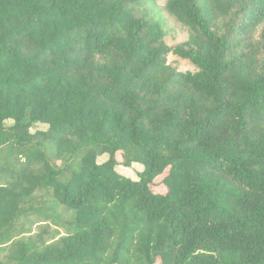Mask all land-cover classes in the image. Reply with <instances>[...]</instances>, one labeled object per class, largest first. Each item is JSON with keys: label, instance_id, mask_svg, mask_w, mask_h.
<instances>
[{"label": "trees", "instance_id": "1", "mask_svg": "<svg viewBox=\"0 0 264 264\" xmlns=\"http://www.w3.org/2000/svg\"><path fill=\"white\" fill-rule=\"evenodd\" d=\"M159 1L0 0V264H264V0Z\"/></svg>", "mask_w": 264, "mask_h": 264}, {"label": "rangeland", "instance_id": "2", "mask_svg": "<svg viewBox=\"0 0 264 264\" xmlns=\"http://www.w3.org/2000/svg\"><path fill=\"white\" fill-rule=\"evenodd\" d=\"M164 6V0H160L156 4V8L153 11L154 14H159L163 20L164 24L166 25V30L168 32V35L166 37V43L169 47H176L177 45H180L182 43H185L188 41V33L184 29H182L175 19L168 16V14L163 9ZM168 64H170L172 67L176 68L179 72H186V71H194L195 67L192 66L189 62L181 60L177 58L176 56H169L168 58ZM37 129H46V126L39 125L36 127ZM108 157L105 158H99L98 162L103 163L107 161ZM120 159V158H119ZM144 170L143 166L139 164H133L131 168H127L124 166H118L117 171L124 175L127 178H130L132 180L138 179V174ZM163 177L159 178L156 182V184L153 187V191L156 193H165L164 186L160 183L162 181Z\"/></svg>", "mask_w": 264, "mask_h": 264}]
</instances>
